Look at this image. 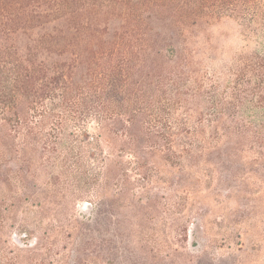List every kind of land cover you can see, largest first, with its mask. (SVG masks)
Masks as SVG:
<instances>
[{
  "label": "rangeland",
  "instance_id": "1",
  "mask_svg": "<svg viewBox=\"0 0 264 264\" xmlns=\"http://www.w3.org/2000/svg\"><path fill=\"white\" fill-rule=\"evenodd\" d=\"M96 1L114 7L89 14L109 22L111 38L151 37L152 62L180 34L205 52L209 85L249 78L238 88L255 91L251 53L264 36L244 18L258 0ZM205 104L191 100L193 120ZM76 133L0 130V264H264V141L196 150V161L179 164L152 148L130 157L115 139L101 149L91 128ZM108 157L115 178L101 174Z\"/></svg>",
  "mask_w": 264,
  "mask_h": 264
},
{
  "label": "trees",
  "instance_id": "2",
  "mask_svg": "<svg viewBox=\"0 0 264 264\" xmlns=\"http://www.w3.org/2000/svg\"><path fill=\"white\" fill-rule=\"evenodd\" d=\"M111 5L99 6L96 0H0V130H68L74 135L91 128L101 149L103 144L111 148L115 139L134 149L130 157L139 160L140 148H152L179 164L196 161V150L264 141V46L251 53L256 74L249 96L246 87L238 88L249 84V78L226 86L207 83L205 52L195 40L170 36L154 51L158 63L149 59L150 36L111 38L109 22L89 15L103 8L107 12ZM250 5L245 9L252 12L245 15L251 17L244 20L264 36V0ZM141 26L133 25L137 31ZM197 96L206 102L205 112L193 120L189 103ZM179 108L186 114L174 118ZM205 121L223 122L224 130L186 128L209 125ZM160 124L180 129H153ZM110 162L108 157L104 178L117 175Z\"/></svg>",
  "mask_w": 264,
  "mask_h": 264
}]
</instances>
